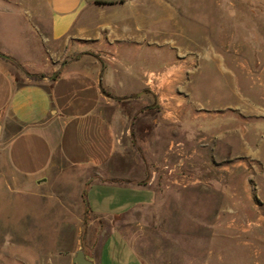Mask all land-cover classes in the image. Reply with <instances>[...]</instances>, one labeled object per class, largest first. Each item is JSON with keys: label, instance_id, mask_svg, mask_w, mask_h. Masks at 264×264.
I'll return each instance as SVG.
<instances>
[{"label": "crops", "instance_id": "crops-1", "mask_svg": "<svg viewBox=\"0 0 264 264\" xmlns=\"http://www.w3.org/2000/svg\"><path fill=\"white\" fill-rule=\"evenodd\" d=\"M161 4L0 0V28L33 43L20 52L0 38V151L10 173L28 182L59 167L82 171L85 221L101 229L83 248L94 264H144L119 230L105 233V219L128 220L172 194L169 148L198 131L183 122L177 91L188 48L173 40L179 30L154 28L172 17L158 16ZM153 102L167 107L159 117Z\"/></svg>", "mask_w": 264, "mask_h": 264}, {"label": "rangeland", "instance_id": "rangeland-1", "mask_svg": "<svg viewBox=\"0 0 264 264\" xmlns=\"http://www.w3.org/2000/svg\"><path fill=\"white\" fill-rule=\"evenodd\" d=\"M163 1L155 11L172 17L153 27L179 30L172 38L188 48L177 91L183 122L198 131L169 148L172 194L128 220L105 219V233L119 230L144 264H264V0ZM12 28L1 26V40L26 52L32 41ZM236 58L242 66L229 67ZM151 107L158 117L167 108ZM82 175L59 167L28 182L0 151V264H72L88 247L101 229L85 221Z\"/></svg>", "mask_w": 264, "mask_h": 264}, {"label": "water", "instance_id": "water-1", "mask_svg": "<svg viewBox=\"0 0 264 264\" xmlns=\"http://www.w3.org/2000/svg\"><path fill=\"white\" fill-rule=\"evenodd\" d=\"M72 264H94L93 261L88 259L82 249L76 251L72 258Z\"/></svg>", "mask_w": 264, "mask_h": 264}]
</instances>
